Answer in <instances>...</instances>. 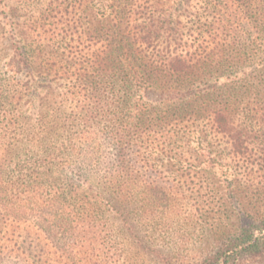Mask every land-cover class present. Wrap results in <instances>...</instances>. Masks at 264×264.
Returning a JSON list of instances; mask_svg holds the SVG:
<instances>
[{
    "label": "trees",
    "instance_id": "obj_1",
    "mask_svg": "<svg viewBox=\"0 0 264 264\" xmlns=\"http://www.w3.org/2000/svg\"><path fill=\"white\" fill-rule=\"evenodd\" d=\"M48 14L15 29L0 83V256L36 227L75 262L108 213L149 220L150 180L201 122L237 157L262 144L264 174V130L238 124L264 119V0H73ZM225 182L234 222L176 264H264V199Z\"/></svg>",
    "mask_w": 264,
    "mask_h": 264
},
{
    "label": "rangeland",
    "instance_id": "obj_2",
    "mask_svg": "<svg viewBox=\"0 0 264 264\" xmlns=\"http://www.w3.org/2000/svg\"><path fill=\"white\" fill-rule=\"evenodd\" d=\"M70 1L0 0V83L6 79V66L22 47L16 31L35 29L36 22L49 16L52 4ZM257 66L247 70L253 73ZM246 121L242 118L238 124L258 135L264 130V119L252 127ZM197 130L187 145H176L179 148L173 158L150 180L155 190L147 211L149 220L145 217L126 225L119 215L108 213L105 219L110 222L99 223V229H94L97 241L84 240L70 249L77 253L75 262L57 258L56 244L36 227H29L15 240L16 252L1 255L0 264H176L202 260L220 239L213 230H225L238 213L222 206V199L229 194L225 181H238L236 193L247 197V204L261 195L264 199V174L256 164L263 146L252 140L249 153L237 157L228 139L215 132L209 121L201 122ZM254 136L253 132L252 139ZM199 137L204 140L201 144L196 142Z\"/></svg>",
    "mask_w": 264,
    "mask_h": 264
}]
</instances>
